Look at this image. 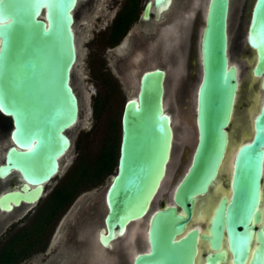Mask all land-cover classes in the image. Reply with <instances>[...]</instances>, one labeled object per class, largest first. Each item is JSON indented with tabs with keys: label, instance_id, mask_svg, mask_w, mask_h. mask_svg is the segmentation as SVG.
I'll use <instances>...</instances> for the list:
<instances>
[{
	"label": "water",
	"instance_id": "obj_1",
	"mask_svg": "<svg viewBox=\"0 0 264 264\" xmlns=\"http://www.w3.org/2000/svg\"><path fill=\"white\" fill-rule=\"evenodd\" d=\"M81 1L0 0V114L10 123L0 179L19 176L0 194L2 212L35 205L71 148L69 130L80 116L72 77L78 61L75 10ZM192 3L184 24L188 40L175 66V91L183 104L179 117L196 136L172 190L186 216L174 205L151 209L167 179L175 143L174 118L166 106L167 71L153 64L140 71L136 92L123 105L116 173L104 193L99 241L108 246L148 219L150 250L138 253L133 264H191L198 230L179 239L175 234L185 228L196 197L222 180L224 159L230 155L206 225L209 234L202 235L215 249L227 246L235 263L264 264V0H252L245 13L246 60L253 57L250 72L261 78V101L252 118V137L230 150L228 129L236 122L242 92L240 67L230 53V0ZM170 4L147 0L142 19L148 21L154 10L159 21ZM221 256L222 251L208 256V264Z\"/></svg>",
	"mask_w": 264,
	"mask_h": 264
},
{
	"label": "rangeland",
	"instance_id": "obj_2",
	"mask_svg": "<svg viewBox=\"0 0 264 264\" xmlns=\"http://www.w3.org/2000/svg\"><path fill=\"white\" fill-rule=\"evenodd\" d=\"M124 0H84L81 1L75 10V31L76 42L78 49V61L75 65L72 77V84L75 87L80 106L79 121L75 126L69 130L71 137V148L69 152L62 158L59 173L46 185L45 194L35 204L28 205L22 212L14 214L13 216L6 215V223L0 230V236L4 233L7 224L15 221L21 213L26 212L22 225L26 224L40 203L45 199L47 194L53 187L62 179L68 171L75 158L81 151L95 154L103 141V138L108 132L110 125H114L117 134L116 144L120 143L121 125L120 118L123 105L127 97L136 92L137 79L140 71L146 67L163 66L166 68L167 77L165 80V95L167 111L170 112L174 118L175 144H177L179 136L186 134V139L192 137L191 149L195 144V133L189 128L185 127V121L179 117L178 109L180 108V96L176 94V87L178 84L177 71L175 66L178 60L175 57L169 56L166 61L163 59V54L158 48L154 39L159 27H162L161 19L159 21H151L147 24V30L142 32L136 22L130 26L126 35L114 46H109L106 43V33L115 15L120 9ZM147 0H140L137 13L140 14L143 5ZM190 0H185L188 3ZM243 0H230L229 18H228V36L230 39V53L231 59L239 65L240 78L247 73L248 84H250L251 66L254 63L253 57L246 60L245 50V29L247 25V14L243 18L244 11L241 10L240 3ZM252 0H248V5L245 12L249 11V5ZM250 2V3H249ZM186 14L185 8H181ZM188 19V18H186ZM175 23V22H171ZM145 28V27H144ZM161 28L158 33H160ZM132 37V40H131ZM150 40V42L148 41ZM146 44L148 47H146ZM155 46L156 49L154 48ZM183 46V52L185 50ZM149 48V49H148ZM253 56V55H251ZM182 82L179 83V86ZM251 94V93H250ZM103 100L104 105L99 118H95L94 114V100L95 98ZM255 108L251 110L253 117L257 110L259 103L253 102ZM183 107V104H181ZM248 109V107L246 108ZM10 123L0 114V162L5 155L7 147L6 141L8 139V131ZM231 143V142H230ZM232 144V143H231ZM231 146V145H230ZM174 149V150H175ZM173 150V153H174ZM118 155V151H117ZM116 167L105 178L102 184L94 188L81 192L66 211L60 217L52 234L50 235L46 248L36 252L22 260L19 264H56L57 259L60 258L66 243L61 241L62 236L74 230L76 225H72L75 221L82 222L86 217L90 219L91 224H97L94 231L103 227V218L106 213V206L104 202L105 190L116 172ZM12 173L6 180H0V191L11 186V179L15 176ZM218 179L211 182L210 186H216ZM207 194L199 203L198 216L204 217L212 204L211 195ZM204 195V194H203ZM83 204H86L83 206ZM86 210V211H85ZM89 213V214H88ZM69 221V222H68ZM78 225V224H77ZM78 228V227H77ZM65 232V233H63ZM201 238L204 235H200ZM60 239V241H59ZM69 239L67 242L69 243ZM0 240V245H1ZM226 257L225 250H222V256L218 260H224ZM218 260H213V264H217ZM57 264H65L58 262Z\"/></svg>",
	"mask_w": 264,
	"mask_h": 264
},
{
	"label": "flooded vegetation",
	"instance_id": "obj_3",
	"mask_svg": "<svg viewBox=\"0 0 264 264\" xmlns=\"http://www.w3.org/2000/svg\"><path fill=\"white\" fill-rule=\"evenodd\" d=\"M184 1L185 0H171V4L169 8L165 10V12L162 13L161 15L160 19L162 21V27H159V29L157 30L156 35L154 37V39H156V37L157 39L154 41H156V44H159L158 48L160 49V52L163 54L164 61H166L169 56L175 57L178 60L181 55V52H183L182 47L185 45L186 40H188L184 35V24L186 25L187 22L189 21L190 12L193 10L194 6L192 3L193 0L188 1V3L187 2L184 3ZM247 5H248V0H243L240 3L241 10L244 11L243 18L246 13L245 10ZM138 6L139 3L137 5V8ZM143 7L141 9L140 14L137 13L138 11L137 8L136 10H133L132 12L133 14H131V25H130L132 27V25L137 21L140 22L139 25L143 26L140 27L142 32L148 29L147 25L145 24L151 21H157L155 19L154 10L150 12V19L148 21L143 20L141 16ZM181 8H185L186 14H184L183 11L181 12ZM171 22H175V23H171ZM160 28L161 31L160 33H158ZM148 41L150 42V40ZM146 47H148L147 44ZM156 47L157 46H155L154 48L156 49ZM248 72L245 73L243 78L241 77L242 91L244 90V93L242 97L240 96L239 105L241 106L240 108L245 111L246 108L248 107L247 103L252 102L250 93H252L254 89L257 88L258 90V88H260V84L257 86L255 85L251 86V84L247 83ZM235 121L236 122L234 123V125L228 129L230 134V142L232 143L229 144V150L233 148L236 149L239 145L246 142L247 139L251 138L253 135L252 130L248 131L247 117H238V118L236 117ZM184 128H189V125L186 122ZM242 131H245L247 134L249 132L250 133L247 135ZM245 136H247L248 138ZM191 142H192V137L186 139L185 133L184 135L179 136L178 142L177 144H175V147L177 146V148L176 149L174 148L175 150L171 159V163L168 167L167 179L165 180L161 190L159 191L158 195L155 197L152 203V207H151L152 210L162 209L167 205H174L177 208V212L186 216V213L183 212V210L173 201L172 190L175 185L176 178L183 167L186 152L191 147ZM228 161H229L228 156L226 155L224 159V165L222 168V174H223L221 177L222 180H218L217 185H220V183H222V181L226 177L225 171H226V167L228 166L227 164ZM15 174L16 175L11 179V186L9 187H12L14 184L18 183L19 176L17 173ZM10 176L0 180L7 181V179ZM217 187H218V191H217ZM5 189L6 188L2 189L0 191V194ZM219 189L221 192L222 188H219V186H216V189L214 186H210L208 188V196L211 195V197L209 198L212 199L213 202L212 206L210 207V209L212 210L216 202L215 200L216 196L214 195H216L219 192ZM206 195L207 194L198 195L196 197L192 205L191 215L188 221L186 222L185 228H183L180 232L176 233L174 239H179L181 237H184L187 234V232H189L192 229L196 228L198 230L196 250L193 255V259L191 260V264H208L209 262L207 261V257L214 255L217 251H222V250H225L226 257L224 260H218L217 264H249L248 260H245L241 263H235L231 258L232 255L227 246L221 244L219 249H215L210 244L208 238L206 239L200 237L201 234L204 235L209 234L206 225L208 224L211 215L210 214L211 210L209 209L207 214L202 218L197 215L199 203ZM84 205L86 204H83V206ZM26 206L28 205H21L20 207L14 209L11 212L0 211V230L2 229L3 225L6 223L7 220V218H5L6 215L13 216L14 214L22 212L24 208H26ZM30 209L31 208L27 209L26 212L21 213L15 221L6 225L4 229V233H2L0 236L1 242H3L10 233L23 226L20 223H22L24 216L28 213ZM261 210L264 211V161H263V176L261 181ZM208 213L210 215H208ZM91 221L90 219L88 220V217H86L82 222L75 221V223L72 224L74 226L76 225L74 230L70 233H66L65 237L62 236L61 241L63 242V244L64 243L66 244H64L65 245L64 250L62 251L60 258L57 259L56 264L58 262L65 264H133L134 258L138 253L148 252L150 250V244L147 235L148 219L147 221H140L137 224L133 225L125 232L124 235L118 236L113 241H111V243L108 246H104L99 241L98 231L96 232V234L94 233L97 224L94 223L91 224ZM205 227L207 228V230ZM67 239L70 240L69 243L67 242ZM52 264L55 263L53 262Z\"/></svg>",
	"mask_w": 264,
	"mask_h": 264
},
{
	"label": "trees",
	"instance_id": "obj_4",
	"mask_svg": "<svg viewBox=\"0 0 264 264\" xmlns=\"http://www.w3.org/2000/svg\"><path fill=\"white\" fill-rule=\"evenodd\" d=\"M138 3L139 0L123 1L105 36L109 46L116 45L126 34L131 25V14L136 10ZM103 105L102 99L95 98L93 106L95 118L100 117ZM117 137L112 124L95 154L86 151L78 154L62 179L40 203L31 219L10 233L1 243L0 264H18L46 248L60 217L77 195L102 184L117 166L119 156Z\"/></svg>",
	"mask_w": 264,
	"mask_h": 264
},
{
	"label": "bare ground",
	"instance_id": "obj_5",
	"mask_svg": "<svg viewBox=\"0 0 264 264\" xmlns=\"http://www.w3.org/2000/svg\"><path fill=\"white\" fill-rule=\"evenodd\" d=\"M165 12V11H164ZM163 12V13H164ZM249 50H250V56L251 55H254L255 53H254V50H252L251 48H248ZM255 57V56H254ZM249 75V74H248ZM247 75V76H248ZM250 84H251V86L252 85H255V86H257V85H259L260 84V81H261V78L260 77H255V76H253L252 74L250 75ZM247 81H248V77H247ZM248 83V82H247ZM250 86V87H251ZM256 90V91H255ZM243 93H244V90L242 91V93H241V97H242V95H243ZM250 93V92H249ZM249 96V95H248ZM250 97H251V100H252V102L251 103H247V105H248V109H246V111L245 110H242L240 107V105L238 106V109H237V112H236V116H237V118L238 117H247V127H248V131L249 130H252V116H251V110H253L254 108H255V106H254V104H253V102H255L256 101V103H259L260 104V97H261V92H260V90L258 89L257 90V88L256 89H254V91L251 93V95H250ZM251 111V112H250ZM243 129V128H242ZM242 132H244L245 134H247L245 131H242ZM235 133V132H234ZM241 133V132H240ZM243 133V134H244ZM250 133V132H249ZM248 133V134H249ZM253 133V132H252ZM247 134V135H248ZM242 135V134H241ZM245 137H247V136H245ZM248 138V137H247ZM245 139V138H244ZM234 149V148H233ZM230 155H228V160L230 159V157H229ZM229 162V161H228ZM228 164V163H227ZM219 186V188H221V183H220V185H218ZM217 191H218V187H217ZM219 192H220V189H219ZM217 193V192H216ZM214 196H216V195H214ZM215 198V197H214ZM213 198V199H214ZM216 200V199H215ZM214 200V201H215ZM213 203V202H212ZM214 205V204H213ZM209 206H212V204L211 205H208V207ZM211 210V213H212V209H210ZM198 212V211H197ZM210 213V214H211ZM209 213H208V215H210ZM198 215V214H197ZM205 219V218H204ZM195 221V220H194ZM206 228V227H205ZM206 230H207V228H206Z\"/></svg>",
	"mask_w": 264,
	"mask_h": 264
},
{
	"label": "snow or ice",
	"instance_id": "obj_6",
	"mask_svg": "<svg viewBox=\"0 0 264 264\" xmlns=\"http://www.w3.org/2000/svg\"><path fill=\"white\" fill-rule=\"evenodd\" d=\"M0 51H2V50H0Z\"/></svg>",
	"mask_w": 264,
	"mask_h": 264
}]
</instances>
